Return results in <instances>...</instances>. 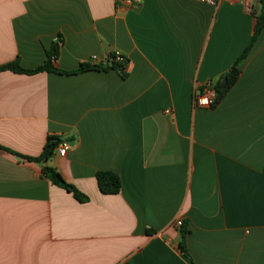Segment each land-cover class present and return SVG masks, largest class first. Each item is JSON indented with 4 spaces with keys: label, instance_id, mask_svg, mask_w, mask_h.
<instances>
[{
    "label": "crops",
    "instance_id": "crops-1",
    "mask_svg": "<svg viewBox=\"0 0 264 264\" xmlns=\"http://www.w3.org/2000/svg\"><path fill=\"white\" fill-rule=\"evenodd\" d=\"M259 0H0V65L117 70L0 72V264H264V28L224 99L193 108L250 43ZM166 109H170L166 113ZM45 164L89 196L53 184ZM116 172L115 194L98 171ZM182 218L189 233L179 247Z\"/></svg>",
    "mask_w": 264,
    "mask_h": 264
},
{
    "label": "trees",
    "instance_id": "trees-1",
    "mask_svg": "<svg viewBox=\"0 0 264 264\" xmlns=\"http://www.w3.org/2000/svg\"><path fill=\"white\" fill-rule=\"evenodd\" d=\"M259 1L261 3V6L256 13V24L252 39L250 43L246 46V48L243 50L241 55L231 65L229 70L215 83L216 99L213 106H216L218 103H220L224 99L226 94L230 91V89L234 86V84L237 82L241 73V69L239 65L242 62V60H244L248 56L259 33L264 28V0H259ZM60 43H61L60 41L54 42L51 48L46 51V60L44 61V63L35 68L23 67L21 65L20 58L16 57L15 60L0 65V72L9 70L15 73L35 74L38 72L46 71V72H57L60 74L71 75V74L82 73L90 70L114 69L117 70L122 77L125 78L127 76V72H125L123 69L124 67L123 64L114 61L111 64H107V65L95 64L91 62H82L77 68L74 69L58 68L54 65V61L58 57ZM61 141H62L61 138H59L58 136L48 135L42 153L37 157H28V160L44 163L43 172L46 174V176L50 179V181L53 184L62 187L66 189L68 192L72 193L73 196L78 201H82V202L88 201L89 200L88 195L81 192L76 186L66 181L62 176V174L56 168L45 164V162L49 158H51L52 155L55 153V149ZM96 179L100 191L104 194H115L121 190L122 181L120 179V176L116 172L108 171V170L98 171L96 174ZM188 233H189V229L187 225L183 223V225L180 227L181 237L179 241V247L181 251L186 256L189 257V253L186 248V236Z\"/></svg>",
    "mask_w": 264,
    "mask_h": 264
},
{
    "label": "built area",
    "instance_id": "built-area-1",
    "mask_svg": "<svg viewBox=\"0 0 264 264\" xmlns=\"http://www.w3.org/2000/svg\"><path fill=\"white\" fill-rule=\"evenodd\" d=\"M203 3L213 4L216 5L221 0H196ZM233 2H237L240 0H230ZM117 8H129L134 5L135 0H115ZM117 62L123 64V69L125 72L129 70V60L127 56L119 50H115L110 53L105 59H98L97 56H92L90 61L91 63L95 64H102L107 65L111 64L112 62ZM215 81L212 79L206 80L201 86H195L192 95V107L193 108H210L213 107L215 99H216V90H215ZM166 113L170 112V109H166ZM71 144L70 142L65 139L62 140L59 145L55 149V154L60 156H65L70 149ZM183 219L178 218L175 220L174 225L177 228H180L183 225Z\"/></svg>",
    "mask_w": 264,
    "mask_h": 264
}]
</instances>
